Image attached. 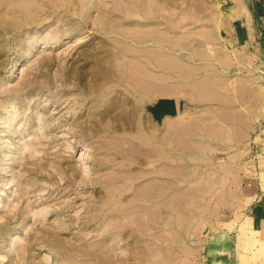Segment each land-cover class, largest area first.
<instances>
[{
  "label": "rangeland",
  "instance_id": "374dc122",
  "mask_svg": "<svg viewBox=\"0 0 264 264\" xmlns=\"http://www.w3.org/2000/svg\"><path fill=\"white\" fill-rule=\"evenodd\" d=\"M200 1L216 10L211 24L218 44L227 53L235 51L242 61L239 64L233 54L234 63L219 67L218 75L233 82L242 79L250 88L260 85L263 94L247 106L249 110L245 105L242 111L239 106L244 104L236 102V114L234 110L222 114L217 103L212 108L216 112L200 105L202 111L208 108L201 116V110L182 97L168 98L176 100L177 112L188 122L200 118L194 122L204 131L203 139L207 138L203 145L211 144L209 149L202 146L208 151L197 147L202 142H195L198 150L187 137H177L172 127L167 130L168 125L160 124L152 110L170 93L148 103L133 85L118 82L119 63L108 52L115 50L112 31L122 17L129 23L126 27L141 29L130 24L139 19L135 13L154 12L159 19L169 11L178 17L185 11L196 14ZM170 4L158 0H17L15 7L29 9L26 15L16 13L6 23L0 21V264H164V260L166 264H264V0H170ZM100 8L109 18L100 15ZM187 29L193 34L202 31L197 22ZM236 35L239 43L231 40ZM130 48L148 53L154 47L138 42ZM132 59L135 56L125 57L127 62ZM124 72L129 71L125 68ZM172 75L171 95H177L182 84H194L195 79L204 83L205 78L190 77L187 83ZM239 111L245 112L243 118ZM215 113L221 114L224 126ZM228 114L234 119L224 116L230 118ZM206 115L211 118L207 124ZM239 117L248 123L241 120L246 124L241 125ZM203 121L209 131L216 124L217 135L221 125L231 124L245 135L236 130L243 139L236 137L232 128V145L226 144L230 133L225 132L219 135L225 134V142L217 145L219 137L208 134ZM154 124L165 125L168 132L162 126L154 130ZM166 136H171L170 144ZM184 139L188 150L181 144ZM213 140L214 144L208 142ZM210 176L221 181L216 178L211 183ZM214 182L216 188L210 186ZM127 213L136 217L127 215L128 219ZM152 213L161 215L154 228L146 231L140 224ZM38 217L40 221L35 222ZM165 217L171 219L168 226Z\"/></svg>",
  "mask_w": 264,
  "mask_h": 264
},
{
  "label": "bare ground",
  "instance_id": "6f19581e",
  "mask_svg": "<svg viewBox=\"0 0 264 264\" xmlns=\"http://www.w3.org/2000/svg\"><path fill=\"white\" fill-rule=\"evenodd\" d=\"M17 0H0V21L2 22V23H6L5 22V20L7 19V18H9V17H11V18H13L15 15H16V13H20V15L21 16H23L24 14L26 15V11H27V7H25V9H18L17 7H15V2H16ZM158 1H160V2H162L163 4H170V0H158ZM19 2H20V0H19ZM27 2V1H26ZM25 2V3H26ZM90 2V1H89ZM47 3V2H46ZM19 4V3H18ZM48 4V3H47ZM87 4V3H86ZM3 5H4V7H3ZM88 5H90L89 3L87 4V6ZM171 5V4H170ZM90 6H88V8H89ZM181 8H184V7H182L181 6ZM180 8V6H179V9H181ZM40 9V8H39ZM178 9V10H179ZM29 10V9H28ZM99 11V13H100V15L102 16V17H104V18H109V16H106V12L103 10V9H99L98 10ZM166 11V10H165ZM43 12V11H42ZM163 12H164V10H163ZM186 12V11H185ZM185 12H181V13H179V17H180V15H181V17L182 18H180L179 19V17H178V15H176L175 16V14L174 15H172L171 14V11H169V15L168 14H165V13H161L160 14V18L161 19H159L158 18V15H155V13L154 12H149V13H146V14H141L140 12L139 13H135V15L136 14H138V15H136V18H139V19H136V20H133V21H131L130 22V24H133V25H137V27H142V28H144V29H138V28H135V27H130V26H128V27H126L129 23L128 22H126V21H123V17L120 19V21H119V23L117 24L118 26H117V29H114L115 31H112L113 32V36L115 37V40H116V43H114L113 44V46H114V48H115V50H116V52H115V50L114 51H108L110 54L109 55H112V56H114V57H116L115 59H116V61H118V63H119V75H116L117 76V79L119 80L118 82H120L121 84L123 83V82H126V83H128L129 85H133V87H134V91H136L137 92V95L139 94V95H141L142 94V97H143V95L145 96L144 98H145V100H155V97H157L158 98V96H159V98H160V96H162L163 94L164 95H167L168 94V92L170 93V95H171V90L170 89H172V88H170V86L172 85V84H170L169 85V77H171L170 75H172L174 72H176L177 74L176 75H178V76H176V77H174V74L172 75V77H174V79L176 78V80H177V78H179V79H189L190 77H194V76H205V78H207V79H205L204 77V83L202 82L203 80L201 79V78H199V79H201L202 81H198L197 80V82H196V79H195V81H194V79L192 80V81H194L193 83L194 84H192V82H190L191 84L190 85H184V84H182V85H180V86H182V90H180L179 91V88H177L178 90L177 91H179L178 93H182V91L184 92V95L183 96H185L187 99H198V102H200V105H202V106H207V107H209V109H212V108H214L215 107V109H216V103L218 104V105H220V112L223 114L224 112H226V110L228 111V110H231L230 112L232 113V111L234 110V104H236V102L238 103H240L241 101H242V103L244 104V105H241V106H239L240 107V109L243 111V107L242 106H244L245 107V105H246V109L248 108L247 106H249V105H253L254 104V102H256L263 94H262V87H260V85H258V87H256V88H250L249 86H246V84L243 82V80L241 79H238L237 81L235 80V82H233L232 80H228V79H226L223 75L221 76V75H218L219 73H218V68L220 67V68H223V66H229L232 62L234 63V61H233V59L232 58H234L233 57V54L235 55V57H236V60L238 61V63L240 64V62L242 63V61L240 60V59H238V56H237V53L235 52V51H231L230 53L228 52L227 53V51H226V49H225V47L224 46H222V45H220V44H218V42H217V34H216V29L214 28V26L211 24V22L213 23V21L214 20H216V18H215V13H216V10H214V7H212V6H210L207 2H201L200 1V3H199V6H197L196 7V9H195V12H196V14H193V13H191V14H187V13H185ZM188 12V11H187ZM194 12V13H195ZM205 12V14L203 15V13ZM208 12V13H207ZM215 18V19H214ZM17 19V18H16ZM15 19V20H16ZM141 19V20H140ZM179 19V20H178ZM193 19V20H192ZM36 20H38V19H36ZM176 20V21H175ZM197 22V24L199 23V27L200 28H202V31L200 30L199 32H197V33H195V34H193L192 33V31H189L188 29H187V27L189 26V25H191V24H194V23H196ZM17 23V22H16ZM214 24V23H213ZM216 24V23H215ZM215 27H217V26H215ZM111 29H113V28H111V27H107V30H111ZM178 29V30H177ZM139 34V35H135V34ZM127 34H130V35H127ZM197 34V35H196ZM147 43V45H151L152 47H154V48H152L151 50H149L150 52H148V53H141V52H139L140 51V49H139V51H134L133 52V50H131V48H130V46L132 45V44H137V43ZM134 48V47H133ZM135 49V48H134ZM142 50H144V49H142ZM177 51L178 53L179 52H182V57H180L179 55H172V54H170L169 53V51ZM145 51V50H144ZM143 51V52H144ZM135 53V55L133 54V53ZM128 55H130L131 57L132 56H135V59H132V60H130V62H127L126 60H125V57L126 56H128ZM142 55H144L143 57H144V59H141V56ZM200 59V62H199V64L198 65H192V63L194 62V61H198ZM134 60V61H133ZM114 61V60H113ZM132 61V62H131ZM118 63H116V66H117V64ZM197 64V63H196ZM125 68H127V70L129 71L128 72V74H125ZM109 70V69H108ZM156 70H158V71H160V73H155V74H153V72L154 71H156ZM110 71V70H109ZM115 72V71H114ZM113 72V73H114ZM141 72H142V74H144V75H142L141 74ZM109 74V73H108ZM158 74L161 76V78L160 79H158L160 76H158ZM154 75H156L157 77H155ZM222 77L223 79L222 80H219V82H217L218 80L216 79V77ZM196 78V77H195ZM156 79H158L160 82H158V80H156ZM170 80H172L171 78H170ZM178 81V80H177ZM187 81V80H186ZM207 81V83H205ZM111 82V81H110ZM113 82V81H112ZM157 82V83H156ZM176 82V81H175ZM180 82V81H179ZM185 82V81H184ZM201 82V83H200ZM186 83V82H185ZM187 83H188V81H187ZM195 83H199V84H195ZM218 83H219V85H220V87H221V91H219L218 90ZM115 84V83H114ZM179 84V83H178ZM127 85V84H126ZM175 85H177V84H175ZM174 85V86H175ZM177 86H179V85H177ZM171 87H173V85L171 86ZM176 87V86H175ZM174 87V88H175ZM129 88V87H128ZM170 88V89H169ZM173 88V89H174ZM158 90V91H157ZM170 90V91H169ZM174 91H176V90H174ZM135 92V93H136ZM227 92H230L229 94H227ZM176 94V92H172V94ZM177 93V94H178ZM181 95V94H180ZM168 96H169V94H168ZM160 99H162V98H160ZM141 101V100H140ZM218 101V102H217ZM148 103H149V101H148ZM194 103V102H193ZM134 104V103H133ZM177 104V103H176ZM135 106V105H134ZM249 107H251V106H249ZM219 108L217 107V110H218V112H219ZM176 109H177V105H176ZM205 109H206V107H205ZM239 109V108H238ZM238 109H236L235 108V110L237 111ZM246 109H244V111L246 110ZM132 110V109H131ZM200 110H201V108H200ZM206 110H208V108L206 109ZM206 110H201V112H199V114H200V116L202 115V114H204V113H206L207 111ZM213 110V112H216V111H214V109H212ZM211 110V111H212ZM234 110V112L233 113H235L236 114V111ZM247 110H249V109H247ZM178 111V110H177ZM205 111V112H204ZM210 111V110H209ZM208 111V113L209 114H211V116L210 117H212L213 115H214V113H213V115H212V113H211V111L209 112ZM188 112V111H187ZM202 112H204V113H202ZM219 112V113H220ZM246 112V111H245ZM244 112V113H245ZM189 113V112H188ZM187 113V114H188ZM202 113V114H201ZM207 113V114H208ZM218 113V114H219ZM227 113H229V112H226V114ZM243 113V114H244ZM247 113V112H246ZM185 114H186V112L184 111V116H185ZM199 114L197 113V117H200L199 116ZM208 114V115H209ZM216 114V113H215ZM216 114V117L218 116H220L221 114ZM234 114V115H235ZM242 113L240 114V111H239V115L241 116V115H243ZM190 115V114H189ZM194 115V114H193ZM229 116H230V114H228ZM135 116V115H134ZM186 116H188V115H186ZM192 116V115H191ZM225 117H227L228 119H231V118H233V115L232 116H230V118L227 116V115H224ZM223 116V117H224ZM238 116V115H237ZM206 118L208 117L207 115L205 116ZM215 117V118H216ZM217 117V120L220 118H218ZM244 117V115L242 116V118ZM102 118V117H101ZM107 118V117H106ZM116 118V117H115ZM134 118V117H133ZM221 118H222V116H221ZM220 118V120H221V123H220V121H219V124H222V121H225V120H222ZM240 118V117H239ZM189 119H191V118H189ZM194 119V118H193ZM195 119H197L196 117H195ZM194 119V121H197L198 119H200V118H198L197 120H195ZM205 118H203V120H204ZM208 120L206 121V124H207V122H210L211 121V118H210V121H209V118H207ZM213 119H214V116H213ZM225 119V118H224ZM227 119V120H228ZM234 119V118H233ZM236 119H238L237 117L235 118V120ZM247 119V118H246ZM246 119H241L240 118V120L239 121H241V120H244V123H246L245 121H246ZM118 120V119H117ZM134 120V119H133ZM132 120V121H133ZM202 120V119H201ZM206 120V119H205ZM204 120V121H205ZM215 120V119H214ZM235 120H233V121H235ZM190 121V120H189ZM193 120H191V123L190 122H188V119L186 120V117H183V114H181V113H178L177 112V114L174 116V117H172V116H169V115H166V116H164L163 118H162V120H161V123L160 124H165L164 126H162V125H159V126H162V128L164 129L165 127L167 128V130L169 129V130H171V127H172V133L173 132H177L176 134L174 133V135L175 136H177V134H178V136H180V138L182 137H187L186 139H188V140H190L191 141V143L193 142V144H195V148H199L200 146L202 147V146H204L203 145V143H206V141H203L204 139H207L206 138V136H205V138L203 139V137H204V135H202V133L203 134H205L204 133V131L201 133V131H199V130H201V129H199L198 128V126H195V122H194ZM204 121H203V124H204ZM213 121V120H212ZM216 121V120H215ZM232 121V120H231ZM238 121V122H239ZM127 122V121H126ZM129 122V121H128ZM151 122H153L152 120H151ZM150 122V123H151ZM192 122H193V124H192ZM227 122V121H226ZM230 121L228 120V123H229ZM236 122V121H235ZM234 122V123H235ZM150 123H148V124H150ZM155 123V122H154ZM200 123L202 124V122L200 121ZM199 123V124H200ZM217 123V122H216ZM233 123V122H232ZM240 123V122H239ZM242 121H241V125H242ZM244 123H243V126H245L244 125ZM133 124H134V122H133ZM200 124V125H201ZM211 124H213V122L212 123H210V126H212L213 127V125H211ZM239 124V125H240ZM127 126L129 125V124H126ZM131 125V124H130ZM136 125V124H135ZM154 125H156V124H154ZM197 125V124H196ZM223 125V124H222ZM221 125V127H222V130L221 131H223V129H225V128H227L228 129V127L231 129H229L228 130V132H226V131H223V132H219V129H220V127H219V129H217V131H218V133H219V135L221 136V134L222 133H224L225 132V134H227V133H230V134H228L229 136H230V138H231V136H232V140L229 138V137H227V138H229V139H227L226 137V144H227V142H228V145L230 144V145H232L231 143H230V141H235V139H234V130L233 129H235V131L236 130H241V131H239V132H241V136H244L245 134H243L242 133V129H237V127L236 128H234L233 126H231V125H233V124H231L230 126H225L224 128H223V126ZM151 126V125H150ZM153 126V125H152ZM159 126H157L156 125V128H154L153 127V129L154 130H156V131H159L158 130V128H159ZM203 126V125H202ZM201 126V127H202ZM204 126H205V128L208 126H206L205 124H204ZM204 126H203V128H204ZM243 126H241V127H243ZM248 126H250L249 124H248ZM130 127V126H129ZM173 127L176 129V131H173ZM215 127H216V124H215V126L213 127L214 129H215ZM152 128V127H151ZM166 128H165V130H166ZM216 128H218V127H216ZM233 128V129H232ZM245 128V127H244ZM247 128V127H246ZM199 129V130H198ZM208 129H209V126H208ZM211 130V133H210V131L209 130H207V128L205 129L207 132L209 131V133L208 134H211L212 135V133H215L216 135V137H217V139H218V137H219V135H217V133H216V130H215V132H214V129L212 130V128H210ZM226 129V130H227ZM162 130V129H161ZM166 130V132H168ZM246 130V129H245ZM151 131H153L152 129H151ZM205 131V132H206ZM229 131H231V132H229ZM170 131H169V133L168 134H166V135H170V133H171ZM207 132H206V134H207ZM233 132V133H232ZM237 132V135H236V137L238 136V138H239V133H238V131H236ZM235 132V133H236ZM231 133L233 134V135H231ZM225 134H224V136H225ZM243 134V135H242ZM153 135H154V137H155V133L153 132ZM168 136H166L167 137V143L166 144H170L171 143V136H172V134H171V136H170V138L168 137ZM177 136V137H178ZM224 136H223V138H220L219 137V139L220 140H218V144L217 145H219V142H220V145H221V142H223L225 139H224ZM241 136H240V138H241ZM165 137V138H166ZM177 137H176V139H177ZM213 137H214V134H213ZM212 137V138H213ZM215 137V138H216ZM235 137V138H236ZM164 138V139H165ZM212 139L211 137H209L208 136V139ZM215 138H213V139H215ZM170 139V140H169ZM186 139H184V143H181V144H185V143H188V141L186 142ZM216 139V140H217ZM234 139V140H233ZM241 139H243V138H241ZM241 139H239V140H241ZM154 140H156V139H154ZM161 140V139H160ZM229 140V141H228ZM237 140V139H236ZM157 141H158V139H157ZM162 141V140H161ZM169 141H170V143H169ZM214 141L215 140H213V141H208V142H213L212 144H214ZM118 142V141H117ZM160 142V141H159ZM162 142H166V139L164 140V141H162ZM179 141H178V139H177V142L176 143H178ZM180 142H181V139H180ZM182 142H183V140H182ZM197 142H202L201 144H199L197 147H196V143ZM225 142V141H224ZM236 142H238V140L236 141ZM151 144H152V142H151ZM174 144V143H173ZM172 144V145H173ZM180 143H178V145H179ZM189 144H190V142H189ZM208 144V143H207ZM206 144V147L205 148H208L209 146ZM223 144V143H222ZM225 144V145H226ZM154 145V144H153ZM177 145V146H178ZM175 146V145H174ZM180 146V145H179ZM178 146V147H179ZM182 146V145H181ZM184 146V145H183ZM182 146V147H183ZM186 146H187V148H189L188 147V145H186L185 144V148H186ZM194 147V145H190V148H192V147ZM117 147V146H116ZM165 147V146H164ZM169 147V146H168ZM204 147H202V149L204 148ZM212 147V146H211ZM228 147V146H227ZM119 148V147H118ZM165 148H167V147H165ZM181 148V147H180ZM186 148V150H188ZM197 148V149H198ZM214 148H215V146H214ZM213 148V149H214ZM184 149V147L183 148H181L180 150H181V152L183 151H185V150H183ZM197 149H193L194 151L195 150H197ZM201 149V148H200ZM209 149V148H208ZM208 149H203L204 151H208ZM213 149H211V151H214ZM132 150V149H131ZM199 150V149H198ZM215 150H218V148L217 149H215ZM127 151V150H126ZM134 151H136V148H135V150ZM190 151V153L189 154H191V153H193V151L192 150H189ZM192 151V152H191ZM201 151V150H200ZM199 151V152H200ZM204 151L203 152H200V153H202V155H203V153H204ZM151 152V150L149 151V153ZM188 151H186V153H187ZM197 152V151H196ZM210 152V151H209ZM208 152V153H209ZM148 153V152H147ZM152 153V152H151ZM185 153V154H186ZM199 154V153H198ZM131 155V154H130ZM192 155V154H191ZM128 156V155H127ZM197 155L196 154H194V158H196L195 159V161L197 160V157H196ZM204 156H206L205 155V153H204ZM207 156H208V154H207ZM206 156V157H207ZM132 157V156H131ZM199 157H201L200 156V154H199ZM202 158H203V156H202ZM199 159V158H198ZM203 159H206V158H203ZM197 162H199V160L197 161ZM196 162V163H197ZM200 162H202V161H200ZM194 163V162H193ZM185 166V168H186V166L187 165H184ZM193 168H195V167H193ZM188 169H190V168H188ZM196 169V168H195ZM213 169V168H212ZM211 169V170H212ZM152 170V169H151ZM154 170V169H153ZM153 170H152V172H153ZM157 171V170H156ZM191 171H192V169H191ZM215 171V170H214ZM187 172V171H186ZM190 171L188 170V172L186 173L187 175H190V174H188ZM203 172V171H202ZM206 172V171H205ZM210 171H208V172H206L207 174L209 173ZM216 172V171H215ZM156 173V172H155ZM166 173V172H165ZM158 174V173H157ZM167 174V173H166ZM214 174H217V172L216 173H214ZM126 175H128V174H126ZM130 175V174H129ZM185 175V174H184ZM135 176V175H134ZM150 176V175H149ZM191 176H193V175H191ZM195 176V175H194ZM172 177V176H171ZM184 177H186V176H184ZM211 178H212V181H211V183H213V180H215L216 178L217 179H219L220 181H221V177L219 178V177H217L216 176V178L215 179H213V176H210ZM210 177L208 178V179H210ZM214 177H215V175H214ZM200 178V177H199ZM151 180H153V179H151ZM211 180V179H210ZM124 181V180H123ZM131 181V180H130ZM203 182V181H202ZM215 182H218V181H215ZM214 182V183H215ZM210 183V184H211ZM120 184V183H119ZM202 184H204V183H202ZM209 184V185H210ZM218 184V183H217ZM214 184H212V185H210V186H212V187H214V188H216L215 186H216V183H215V185L213 186ZM158 186V185H157ZM202 187H203V185H201ZM205 186V185H204ZM146 187H148V186H146ZM196 187V186H195ZM199 187V186H198ZM211 187V190L213 189ZM204 188V187H203ZM202 188V189H203ZM206 188V187H205ZM208 188H210V187H208V185H207V188L206 189H208ZM155 189H156V187H155ZM158 189V188H157ZM195 189V188H194ZM196 189H197V187H196ZM195 189V190H196ZM126 190V189H125ZM128 190H129V188H128ZM150 190V189H149ZM153 190V189H152ZM210 190V189H209ZM151 191V190H150ZM162 191V190H161ZM160 191V192H161ZM213 191V190H212ZM262 191L264 192V185H263V187H262ZM124 192V191H123ZM139 192V191H138ZM146 192V191H145ZM157 192V191H156ZM121 193V192H120ZM119 193V194H120ZM135 193V192H134ZM137 193V192H136ZM140 193V192H139ZM138 193V194H139ZM144 193V192H143ZM148 192H146V194H147ZM122 194V193H121ZM131 194V193H130ZM149 194V193H148ZM147 194V195H148ZM264 194V193H263ZM140 195V194H139ZM119 196V195H118ZM135 196V195H134ZM149 197H151L150 195H149ZM132 200V199H131ZM130 200V201H131ZM152 200V199H151ZM166 200V199H165ZM115 202V201H114ZM122 202V201H121ZM165 201H162V203H164ZM127 203V202H126ZM166 203V202H165ZM124 205V204H123ZM164 205H166V204H164ZM134 206V205H133ZM139 206H140V204H139ZM144 206V205H143ZM126 207H127V205H126ZM126 207H125V209H126ZM130 207V206H129ZM128 207V208H129ZM132 207V206H131ZM130 207V208H131ZM135 208L136 207H138L137 205H135L134 206ZM134 207H132V208H134ZM152 207V206H151ZM156 207V206H155ZM158 207V206H157ZM131 208V209H132ZM139 208V207H138ZM137 208V209H138ZM154 208V207H153ZM151 209V208H150ZM154 209H156V208H154ZM152 210V209H151ZM127 210H122V212L124 213V212H126ZM128 211H129V209H128ZM144 211V210H143ZM143 211H142V213H143ZM148 211V212H147ZM147 211H145V212H147V213H149L150 214V210L148 209ZM153 211V210H152ZM151 211V212H152ZM158 211H159V209H158ZM158 211H156V212H158ZM161 211V210H160ZM255 211H260V210H258V209H255ZM263 211V210H262ZM121 212V211H120ZM144 212V213H145ZM153 212H155V210L153 211ZM153 214H154V216H153ZM164 214V213H163ZM166 214V213H165ZM132 216V215H129L128 213L125 215V216ZM156 215V216H155ZM159 215H161V214H159ZM159 215H157V213H152L151 214V216L149 217V219H147L146 221H145V223L143 224L142 223V225L140 224V227L141 226H145L144 227V230H150V229H152V228H154V226H155V224H157V217L159 216ZM167 215H168V213H167ZM264 215V214H263ZM35 216H38V213L37 214H35ZM128 216H127V218H128ZM133 216H134V214H133ZM133 216H132V218H133ZM138 216L139 215H137V218H138ZM170 216H171V214H170ZM134 217H136V214H135V216ZM160 217V216H159ZM168 217H169V215H168ZM126 218V219H127ZM130 218V217H129ZM128 218V219H129ZM139 222L138 223H140V217H139ZM40 220H39V217H38V219H35V222H39ZM135 221V220H134ZM122 222H123V219H122ZM129 222V221H128ZM136 222V221H135ZM170 222H171V219H170V221H168V219H167V217H165V225L166 226H168L169 224H170ZM164 225V226H165ZM163 226V227H164ZM142 227V228H143ZM146 228V229H145ZM132 230V229H131ZM130 230V231H131ZM137 230H138V228H137ZM169 230V229H168ZM171 230V229H170ZM165 231V230H164ZM167 231V230H166ZM168 232H170V231H168ZM167 232V233H168ZM170 234V233H169ZM126 235H127V233H126ZM147 235H148V233H147ZM152 235V234H151ZM150 235V236H151ZM154 235V234H153ZM152 235V236H153ZM168 235V234H167ZM149 236V235H148ZM154 238V237H153ZM167 240V239H166ZM165 240V241H166ZM171 243V242H170ZM171 249V248H170ZM150 250V249H149ZM168 249H167V247H166V251H167ZM156 251V250H155ZM164 252V251H163ZM166 253V252H165ZM140 254V253H139ZM136 255V254H135ZM161 255H163V253L161 254ZM166 255V254H165ZM165 255H164V257H165ZM158 256V255H157ZM168 256H170V255H166V257H168ZM147 257V256H146ZM151 257H153V256H151ZM155 257V256H154ZM162 257V256H161ZM160 257V258H161ZM163 258V257H162ZM170 258V257H169ZM152 259V258H151ZM165 259V258H164ZM163 259V260H164ZM166 259H168V258H166ZM145 260V259H144ZM154 260V259H153ZM160 260V259H159ZM162 260V259H161ZM160 260V261H161ZM162 260V261H163ZM138 261V260H137ZM143 261V260H142ZM155 261V260H154ZM153 261V262H154ZM165 262H164V264H166V260H164ZM149 263V262H148ZM155 263V262H154ZM168 263V262H167ZM171 263V262H170ZM145 264H147V261L145 262ZM156 264V263H155Z\"/></svg>",
  "mask_w": 264,
  "mask_h": 264
},
{
  "label": "water",
  "instance_id": "95a60500",
  "mask_svg": "<svg viewBox=\"0 0 264 264\" xmlns=\"http://www.w3.org/2000/svg\"><path fill=\"white\" fill-rule=\"evenodd\" d=\"M152 113L158 121H161L166 115L174 117L177 114L176 102L168 98L160 99L152 110Z\"/></svg>",
  "mask_w": 264,
  "mask_h": 264
},
{
  "label": "crops",
  "instance_id": "0c3cea01",
  "mask_svg": "<svg viewBox=\"0 0 264 264\" xmlns=\"http://www.w3.org/2000/svg\"><path fill=\"white\" fill-rule=\"evenodd\" d=\"M231 40L233 41V42H240V39H239V37H238V35H236V37H233V38H231ZM169 97H172V98H177V97H182L186 102H188L189 104H191V105H193V106H195V108H198V110L200 109V102H198V99H187L186 97H184V96H182V95H175V94H173V95H169V96H165L164 98H169ZM175 102H176V100H175ZM194 102V103H193ZM262 185H264V180H263V182H262Z\"/></svg>",
  "mask_w": 264,
  "mask_h": 264
}]
</instances>
